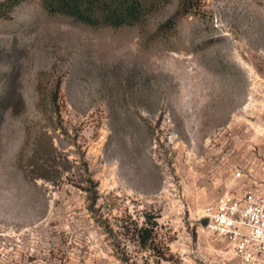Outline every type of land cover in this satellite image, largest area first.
Instances as JSON below:
<instances>
[{"label":"rangeland","instance_id":"rangeland-1","mask_svg":"<svg viewBox=\"0 0 264 264\" xmlns=\"http://www.w3.org/2000/svg\"><path fill=\"white\" fill-rule=\"evenodd\" d=\"M178 5L145 30L42 0L0 20V264H236L199 219L264 188V0H202L154 39ZM146 212L168 261L133 237Z\"/></svg>","mask_w":264,"mask_h":264},{"label":"trees","instance_id":"trees-1","mask_svg":"<svg viewBox=\"0 0 264 264\" xmlns=\"http://www.w3.org/2000/svg\"><path fill=\"white\" fill-rule=\"evenodd\" d=\"M28 0H2L0 2V20L9 21L15 9ZM45 9L52 16H65L77 22L96 27L120 29L138 27L145 30L150 18L170 0H42ZM202 0H179L177 13L162 25L154 34V39L169 38L174 33L178 21L193 10ZM60 90L57 86L56 95ZM42 178L50 180L46 174ZM145 220L135 223L133 237L138 247L147 251L159 261H168L169 249L162 240L158 222L159 214L146 212ZM111 234L114 233L110 229ZM130 231H128L129 233ZM127 233V234H128ZM114 235V234H113ZM159 264V263H158Z\"/></svg>","mask_w":264,"mask_h":264},{"label":"built area","instance_id":"built-area-1","mask_svg":"<svg viewBox=\"0 0 264 264\" xmlns=\"http://www.w3.org/2000/svg\"><path fill=\"white\" fill-rule=\"evenodd\" d=\"M204 219L203 228L226 242L236 264H264V188L244 197L220 196L204 209L199 220Z\"/></svg>","mask_w":264,"mask_h":264},{"label":"water","instance_id":"water-1","mask_svg":"<svg viewBox=\"0 0 264 264\" xmlns=\"http://www.w3.org/2000/svg\"><path fill=\"white\" fill-rule=\"evenodd\" d=\"M207 223H208V220H207V219H204V220H203V224H204V225H207Z\"/></svg>","mask_w":264,"mask_h":264}]
</instances>
